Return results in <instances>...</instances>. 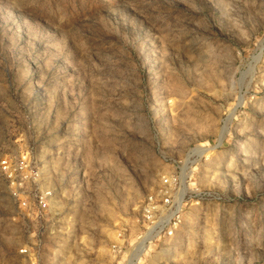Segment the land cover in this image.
I'll return each mask as SVG.
<instances>
[{
    "label": "rangeland",
    "instance_id": "obj_1",
    "mask_svg": "<svg viewBox=\"0 0 264 264\" xmlns=\"http://www.w3.org/2000/svg\"><path fill=\"white\" fill-rule=\"evenodd\" d=\"M31 256L264 264V0H0V264Z\"/></svg>",
    "mask_w": 264,
    "mask_h": 264
},
{
    "label": "built area",
    "instance_id": "obj_2",
    "mask_svg": "<svg viewBox=\"0 0 264 264\" xmlns=\"http://www.w3.org/2000/svg\"><path fill=\"white\" fill-rule=\"evenodd\" d=\"M18 161H19V165L22 166V168H24L19 175L21 176L20 181L34 183L33 192L36 202L35 213H37L38 215L45 214L46 211H48L49 209L50 200L53 198L52 192L49 190L42 189L41 186L39 185L38 181L40 180L41 175L37 173H32V171L30 170V166H31L30 164L32 163L31 160H27L26 158L21 157L13 165H15ZM21 253L29 255V253H31V249L24 248V250L21 251ZM28 262H29L28 264H39V259L37 257L35 258L31 256Z\"/></svg>",
    "mask_w": 264,
    "mask_h": 264
},
{
    "label": "bare ground",
    "instance_id": "obj_3",
    "mask_svg": "<svg viewBox=\"0 0 264 264\" xmlns=\"http://www.w3.org/2000/svg\"><path fill=\"white\" fill-rule=\"evenodd\" d=\"M69 258V257H68ZM66 264H73L70 260L68 261V263H66Z\"/></svg>",
    "mask_w": 264,
    "mask_h": 264
}]
</instances>
